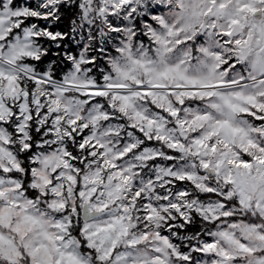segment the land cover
<instances>
[{"label": "rangeland", "instance_id": "1", "mask_svg": "<svg viewBox=\"0 0 264 264\" xmlns=\"http://www.w3.org/2000/svg\"><path fill=\"white\" fill-rule=\"evenodd\" d=\"M57 1L0 0V263L264 264V0H66L60 55Z\"/></svg>", "mask_w": 264, "mask_h": 264}, {"label": "trees", "instance_id": "2", "mask_svg": "<svg viewBox=\"0 0 264 264\" xmlns=\"http://www.w3.org/2000/svg\"><path fill=\"white\" fill-rule=\"evenodd\" d=\"M32 6V5H31ZM57 9L59 12V15L57 19L54 20L53 25L46 26V28L53 34L57 36V41H59L58 46L56 48L50 46V50H54V52L57 55H60L61 53H69L73 54L76 51V46H73L71 42H69V38L71 35V30L74 22L76 21L78 14H79V8L78 4L74 2L73 4H69L66 2H61L57 4ZM34 21L40 22V20L33 18ZM114 23V22H113ZM107 48V46H106ZM48 57L45 56L43 60H45ZM57 66V64H53V69ZM34 150L33 146L29 148L26 152L19 153V162L20 167L24 171V177H23V188L28 193V195L32 198L36 196L35 191H30L28 188V183L30 182V172H29V165H28V156L29 154ZM203 221L200 219L194 218L191 222L185 225L183 230L177 229V231L181 234H187V235H197L199 233V229L203 225ZM78 231H74L75 237L77 236ZM81 251L86 252L87 249L84 248V246H81ZM3 264V263H0Z\"/></svg>", "mask_w": 264, "mask_h": 264}, {"label": "bare ground", "instance_id": "3", "mask_svg": "<svg viewBox=\"0 0 264 264\" xmlns=\"http://www.w3.org/2000/svg\"><path fill=\"white\" fill-rule=\"evenodd\" d=\"M127 7H128V2L126 0L121 1L120 8L123 10V9H126ZM41 89H42L41 84H38L37 87H36V90H37V92L39 94L41 93ZM50 105H51V111L52 112L60 113L62 111V107L56 101H54L53 99H50ZM229 167L231 168V172L235 173V171L238 168H242L243 166L241 164H238L236 162L231 161L230 164H229ZM119 182L122 183V184L125 183L123 181V179H120Z\"/></svg>", "mask_w": 264, "mask_h": 264}, {"label": "water", "instance_id": "4", "mask_svg": "<svg viewBox=\"0 0 264 264\" xmlns=\"http://www.w3.org/2000/svg\"><path fill=\"white\" fill-rule=\"evenodd\" d=\"M201 171L206 173V175L209 177H212L214 175L213 170L208 167L203 168ZM96 214L97 212L89 210L88 204H84L81 208L80 215H81L82 220H89L93 218Z\"/></svg>", "mask_w": 264, "mask_h": 264}]
</instances>
